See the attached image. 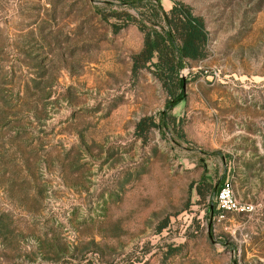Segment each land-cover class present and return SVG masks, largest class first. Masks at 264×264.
Returning <instances> with one entry per match:
<instances>
[{
	"label": "rangeland",
	"instance_id": "obj_1",
	"mask_svg": "<svg viewBox=\"0 0 264 264\" xmlns=\"http://www.w3.org/2000/svg\"><path fill=\"white\" fill-rule=\"evenodd\" d=\"M155 1L208 41L180 71V128L143 141L168 95L131 76L137 28L95 10L122 6L0 0V264H264V0ZM203 176L252 211L221 213Z\"/></svg>",
	"mask_w": 264,
	"mask_h": 264
},
{
	"label": "trees",
	"instance_id": "obj_2",
	"mask_svg": "<svg viewBox=\"0 0 264 264\" xmlns=\"http://www.w3.org/2000/svg\"><path fill=\"white\" fill-rule=\"evenodd\" d=\"M113 1L122 6L121 11L110 8L107 2V11L95 9L102 20H112V33L117 34L127 26L134 25L143 36L140 51L131 57V76L136 77L141 70H148L168 95L164 110L156 116L138 121L135 134L143 141L151 129L158 130L164 136L166 132L180 128L179 122L171 114L172 109L184 99L180 71L187 63H195L206 57L208 33L204 20L180 2H173L169 11L165 12L155 0ZM125 8L133 9L137 15L127 12ZM203 185L215 197L221 183L212 186L206 183L204 176L201 177L196 186L201 198L205 188ZM208 208L215 212V205Z\"/></svg>",
	"mask_w": 264,
	"mask_h": 264
},
{
	"label": "built area",
	"instance_id": "obj_3",
	"mask_svg": "<svg viewBox=\"0 0 264 264\" xmlns=\"http://www.w3.org/2000/svg\"><path fill=\"white\" fill-rule=\"evenodd\" d=\"M214 203L216 204L217 210H219L221 213H249L252 211L251 205L239 203L235 199L231 183H229L227 180L221 183L220 188L214 197Z\"/></svg>",
	"mask_w": 264,
	"mask_h": 264
},
{
	"label": "crops",
	"instance_id": "obj_4",
	"mask_svg": "<svg viewBox=\"0 0 264 264\" xmlns=\"http://www.w3.org/2000/svg\"><path fill=\"white\" fill-rule=\"evenodd\" d=\"M222 182V181H221Z\"/></svg>",
	"mask_w": 264,
	"mask_h": 264
}]
</instances>
